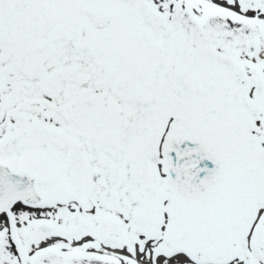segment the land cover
<instances>
[{
	"label": "snow or ice",
	"instance_id": "1",
	"mask_svg": "<svg viewBox=\"0 0 264 264\" xmlns=\"http://www.w3.org/2000/svg\"><path fill=\"white\" fill-rule=\"evenodd\" d=\"M0 264H264V0H0Z\"/></svg>",
	"mask_w": 264,
	"mask_h": 264
}]
</instances>
